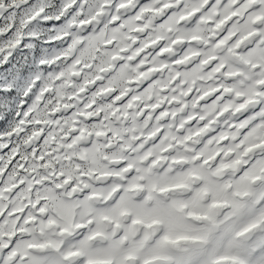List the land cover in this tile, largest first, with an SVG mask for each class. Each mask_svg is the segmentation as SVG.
<instances>
[{
  "label": "snow or ice",
  "instance_id": "snow-or-ice-1",
  "mask_svg": "<svg viewBox=\"0 0 264 264\" xmlns=\"http://www.w3.org/2000/svg\"><path fill=\"white\" fill-rule=\"evenodd\" d=\"M0 264H264V0H0Z\"/></svg>",
  "mask_w": 264,
  "mask_h": 264
}]
</instances>
